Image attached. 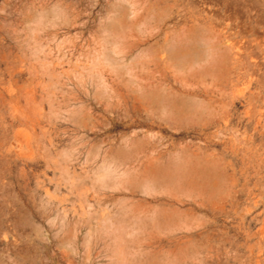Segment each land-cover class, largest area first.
I'll return each instance as SVG.
<instances>
[{
    "label": "rangeland",
    "instance_id": "1",
    "mask_svg": "<svg viewBox=\"0 0 264 264\" xmlns=\"http://www.w3.org/2000/svg\"><path fill=\"white\" fill-rule=\"evenodd\" d=\"M263 16L0 0V264H264Z\"/></svg>",
    "mask_w": 264,
    "mask_h": 264
},
{
    "label": "crops",
    "instance_id": "2",
    "mask_svg": "<svg viewBox=\"0 0 264 264\" xmlns=\"http://www.w3.org/2000/svg\"><path fill=\"white\" fill-rule=\"evenodd\" d=\"M240 42L242 47L249 46L252 50L257 51L258 59L264 60V16L261 17L256 27H251L250 32L242 37ZM243 52L245 53V50Z\"/></svg>",
    "mask_w": 264,
    "mask_h": 264
},
{
    "label": "bare ground",
    "instance_id": "3",
    "mask_svg": "<svg viewBox=\"0 0 264 264\" xmlns=\"http://www.w3.org/2000/svg\"><path fill=\"white\" fill-rule=\"evenodd\" d=\"M251 162H252V160H251Z\"/></svg>",
    "mask_w": 264,
    "mask_h": 264
}]
</instances>
